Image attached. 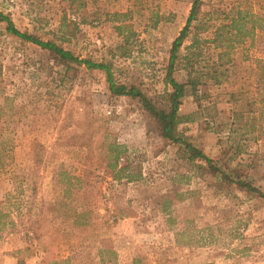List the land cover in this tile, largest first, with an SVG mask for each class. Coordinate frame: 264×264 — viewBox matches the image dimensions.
Instances as JSON below:
<instances>
[{
    "label": "rangeland",
    "instance_id": "rangeland-1",
    "mask_svg": "<svg viewBox=\"0 0 264 264\" xmlns=\"http://www.w3.org/2000/svg\"><path fill=\"white\" fill-rule=\"evenodd\" d=\"M191 2L0 0V12L20 32L53 40L80 59L110 62L115 82L134 83L163 106L169 49ZM236 7L264 15V0H201L180 49L177 81L188 78L182 57L194 40L207 42L201 44L203 66L216 62L219 50L210 42ZM115 13L128 14L134 34L126 58L111 56L123 44L111 22ZM62 18L76 24L73 38L60 36ZM250 42L235 48L216 83L204 78L194 96L183 98L185 123L178 131L264 194V34ZM0 66L1 95L12 99L13 112L25 107L21 120L9 122L15 148L0 172V199L11 205L17 226L0 238V264H101L107 250L115 252L117 264H131L135 256L140 264H264V197L192 171L137 100L110 95L103 72L72 65L62 78L57 72L64 65L7 34L1 22ZM236 110L257 132L241 131L234 142L227 130ZM111 142L125 146L119 165L128 162L140 171L137 181L112 180L105 167ZM29 225L36 233L27 240Z\"/></svg>",
    "mask_w": 264,
    "mask_h": 264
},
{
    "label": "trees",
    "instance_id": "trees-1",
    "mask_svg": "<svg viewBox=\"0 0 264 264\" xmlns=\"http://www.w3.org/2000/svg\"><path fill=\"white\" fill-rule=\"evenodd\" d=\"M200 8L201 0H192L185 24L171 43L165 76L163 79L165 86L167 88L169 87V90L165 91L161 98V101L164 102L163 106L145 95L138 85L134 83L126 85L115 82L112 72V64L110 62H94L89 58L80 59L70 50L64 49L53 40L43 41L32 34L20 32L15 27L10 17L5 16L1 12L0 22L5 24L7 34L18 38L23 42L38 46L40 49L45 50L50 55L54 56L61 65H64L63 71L57 72V75H60L62 78L69 74L72 70V65L78 67L84 66L87 70H98L103 72L110 95L114 97H130L131 99L137 100L142 108L154 120L159 136L169 144L176 145L179 148V151L184 157L183 159L188 165H190L192 171H205L224 183L236 185L239 189H243L248 193L264 197V194H262L259 189L255 188L248 181L243 180L235 171L219 167L214 160L205 155L200 149L196 148L183 136L182 133L178 131V126L185 123V118L179 114L183 98L187 95L194 96L197 93L199 86L204 83V78H208V80L216 83L218 75H221L219 70L221 71L232 63L235 48L243 45L248 40H250V43L252 44L257 33L264 34V15L254 14L248 7L233 8L230 14L226 17V22L219 25L216 29L215 35L210 42L215 49L219 50L216 62L211 65L203 66L201 62V44H206L207 42L200 43V40H194L189 46V53L182 57L183 67L188 71V78L185 82H179L174 77V73L176 72L177 64L181 59L179 57L180 49L188 37L192 23L198 19L201 12ZM127 19V13H115L111 18L114 29L118 36L121 37L123 43L117 46L112 53L111 56L114 58H126L129 54L128 45L130 40L134 37V34L131 30V26L126 24ZM156 24L157 22L154 23V27H156ZM76 31V24L68 25L65 23V19L62 18L59 27V33L62 39L73 38ZM259 78L264 79V72H261ZM2 89L3 88H0V172L5 170L9 161L12 159V153L15 148L13 140L14 132L11 130L9 122L13 117L14 119L17 117V120L19 121L25 116L24 106H19L18 108L21 111V114L17 113V111L13 112L12 99L8 96L1 95L3 91ZM229 121L227 135L228 139L233 140L234 142L236 136L240 135L241 131H245L248 134H254L257 132L254 123L252 124L248 121L244 122V113L241 111L236 110L233 112ZM259 129L261 133H264V128L261 127ZM243 135L244 134H241L240 137L242 138ZM37 147L39 148L38 150L42 149L40 145H37L36 148ZM106 148L105 167L110 172L113 181L120 183L125 180L130 183L137 181L141 177V172L133 170L128 162L123 166L119 165V160L127 154L125 146L117 142H111ZM234 154V156L237 157L239 152L235 151ZM40 160V156L35 152L34 162L39 163ZM57 175L59 176L60 173ZM5 200L11 202L9 196H6ZM12 206L13 210L14 208H18L14 202ZM10 207L8 209L4 201L0 199V238L4 235H11L17 230L16 223L12 219ZM166 209L167 206H164L162 211L166 213ZM24 230H26L24 233L25 237L29 240L30 237L28 235L32 234L34 236L36 229L29 225V227ZM107 253L109 254V258L107 260L104 258L100 259L101 264H117L115 252L107 250ZM140 262L141 258L135 256L132 259L131 264H140Z\"/></svg>",
    "mask_w": 264,
    "mask_h": 264
}]
</instances>
